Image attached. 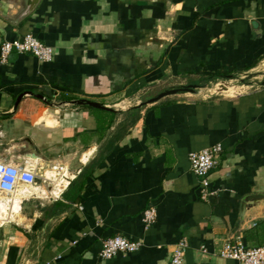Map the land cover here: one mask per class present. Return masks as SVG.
I'll return each mask as SVG.
<instances>
[{
	"label": "crops",
	"instance_id": "obj_1",
	"mask_svg": "<svg viewBox=\"0 0 264 264\" xmlns=\"http://www.w3.org/2000/svg\"><path fill=\"white\" fill-rule=\"evenodd\" d=\"M23 6L0 0V44L32 34L53 58L0 62V160L38 168L0 222V264H169L181 239L184 264H240L213 252L264 245V205L241 209L264 194V0H39L20 18ZM189 83L201 87L148 103ZM215 144L203 199L189 154ZM114 235L142 245L101 258Z\"/></svg>",
	"mask_w": 264,
	"mask_h": 264
},
{
	"label": "built area",
	"instance_id": "obj_2",
	"mask_svg": "<svg viewBox=\"0 0 264 264\" xmlns=\"http://www.w3.org/2000/svg\"><path fill=\"white\" fill-rule=\"evenodd\" d=\"M13 52L30 53L44 62H49L53 58V48L42 43L32 34H27L20 39L1 42L0 62L6 63ZM221 151L222 146L215 144L189 154L190 170L199 180L200 194L203 199H207L212 194L209 189V174L219 163ZM52 170L59 173V175L64 174V167L61 164L53 165ZM37 179V167L10 164L0 160V193L14 194L22 187L32 188L36 186ZM155 218V208H148L144 211L143 220L147 226H150ZM141 245L142 242L140 241L114 235L102 241L99 255L103 259H109L117 254L135 252ZM187 246L185 239L179 240L171 254L169 264H184ZM201 249L206 251L205 246H202ZM213 254L240 264H264V245L248 246L239 238L225 241L219 250H214Z\"/></svg>",
	"mask_w": 264,
	"mask_h": 264
},
{
	"label": "water",
	"instance_id": "obj_3",
	"mask_svg": "<svg viewBox=\"0 0 264 264\" xmlns=\"http://www.w3.org/2000/svg\"><path fill=\"white\" fill-rule=\"evenodd\" d=\"M38 1L39 0H24V6H23L22 12L20 13V18L27 16L34 9ZM227 78H233V76H227ZM200 87L201 86L198 84H188V85H180L174 88H170V89L162 91L154 98L148 100V103L155 102L168 95H173V94H178V93H187V92L196 93ZM19 99L20 97L18 98L17 101H19ZM73 102L77 105H84V106H89V107L97 108V109H103V110H108V111L113 110L111 107L101 102L92 101L88 99H77V100H74ZM251 205L253 206L264 205V194H250V195L245 196L241 203L242 212H245V210H247V208H249Z\"/></svg>",
	"mask_w": 264,
	"mask_h": 264
},
{
	"label": "rangeland",
	"instance_id": "obj_4",
	"mask_svg": "<svg viewBox=\"0 0 264 264\" xmlns=\"http://www.w3.org/2000/svg\"><path fill=\"white\" fill-rule=\"evenodd\" d=\"M234 82H235V84L237 83V81H234ZM189 84H192V83H189ZM177 86H179V85H175L173 87H177ZM50 180H54V179L53 178H50ZM39 183H42V180L41 181L39 180ZM31 192H33V190H31V188H28L27 189V188L22 187L21 190H20V192H18V193H20L21 195H25L26 196V195L31 194ZM13 197H15V198H13ZM17 198H18V196H15V193L14 194L0 193V216H1V214L2 215H5V212L3 213L2 210H6V212H9V208L11 207L10 204H12L14 202L16 203ZM1 221L2 220H0V222Z\"/></svg>",
	"mask_w": 264,
	"mask_h": 264
},
{
	"label": "trees",
	"instance_id": "obj_5",
	"mask_svg": "<svg viewBox=\"0 0 264 264\" xmlns=\"http://www.w3.org/2000/svg\"><path fill=\"white\" fill-rule=\"evenodd\" d=\"M221 77H223V74L222 73H219V74H216L215 76H212V78H214V79H217V78H221ZM86 107H89V106H86ZM90 108H92V107H90ZM95 110H99V111H101V112H105L109 117H110V121H109V124H111L112 122H113V117L115 116V114H116V111H114V110H103V109H97V108H95ZM131 114H132V116H131V124H134L135 123V121L138 119V117H139V112H138V109L137 108H133L132 110H131ZM101 129H105V126L104 127H102Z\"/></svg>",
	"mask_w": 264,
	"mask_h": 264
},
{
	"label": "bare ground",
	"instance_id": "obj_6",
	"mask_svg": "<svg viewBox=\"0 0 264 264\" xmlns=\"http://www.w3.org/2000/svg\"><path fill=\"white\" fill-rule=\"evenodd\" d=\"M13 198H15V197H13ZM9 200H10V199H9ZM9 200H8V201H9ZM10 201H11V200H10ZM10 206H11L12 212L15 213V210H17V206H18V205H17V202H16V203L14 202V203L10 204ZM11 209H10V211H11ZM2 212H3V213L5 212V215H2V214H1V216H0V220L3 221L6 217H8L9 212H6V210H2ZM13 215H14V214H13ZM7 219H8V218H7ZM2 221H1V222H2Z\"/></svg>",
	"mask_w": 264,
	"mask_h": 264
}]
</instances>
